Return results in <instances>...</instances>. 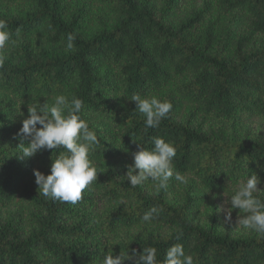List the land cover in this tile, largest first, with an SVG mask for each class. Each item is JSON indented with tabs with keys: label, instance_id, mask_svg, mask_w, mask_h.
Listing matches in <instances>:
<instances>
[{
	"label": "trees",
	"instance_id": "trees-1",
	"mask_svg": "<svg viewBox=\"0 0 264 264\" xmlns=\"http://www.w3.org/2000/svg\"><path fill=\"white\" fill-rule=\"evenodd\" d=\"M0 19L16 41L0 67V264H102L145 247L163 264L177 243L194 264H264V236L224 212L246 174L264 191V0H0ZM133 93L171 102L158 128ZM57 95L83 101L99 140L97 181L75 205L39 195L33 173L64 148L20 153L28 109ZM154 137L174 144L187 184H129L132 153Z\"/></svg>",
	"mask_w": 264,
	"mask_h": 264
},
{
	"label": "clouds",
	"instance_id": "clouds-1",
	"mask_svg": "<svg viewBox=\"0 0 264 264\" xmlns=\"http://www.w3.org/2000/svg\"><path fill=\"white\" fill-rule=\"evenodd\" d=\"M7 29V22L0 19V67L8 58L9 45L16 43ZM74 40L75 35L69 33L67 50L74 48ZM130 99L135 102L136 110L144 116L146 129L158 128L172 109L170 101H162L156 96L145 97L133 93ZM83 106V101L78 97L73 96L69 100L65 95H57L51 105L38 103L28 109L29 114L22 120L18 132L19 135L29 138L27 144H20L21 158L32 157L43 149L54 150L62 147L66 150L52 161L49 174L33 170L35 183L40 190L39 195L54 202L77 204L84 191L97 181V174L100 172L90 160V153L95 150L99 140L96 132L79 115ZM152 143V148L139 147L138 151L132 153L133 163L127 166L126 172L129 184L135 188L151 181L156 193L166 189L168 181L173 177L176 181L187 184L188 177L175 170L174 144L162 137H154ZM260 182V177L255 173L246 174L233 194L227 196L230 206L224 212L225 220H231L232 210L238 209L242 214L237 220L239 226L264 236V200L255 195L264 192L257 188ZM156 214L158 209L153 207L141 219L144 223H151ZM125 260H130L132 264H158L157 249L145 247L140 253L136 249H132L131 253L125 250L115 256L110 251L104 254L102 264H124ZM163 264L194 262L192 255L186 254L183 245L177 243L167 249Z\"/></svg>",
	"mask_w": 264,
	"mask_h": 264
}]
</instances>
